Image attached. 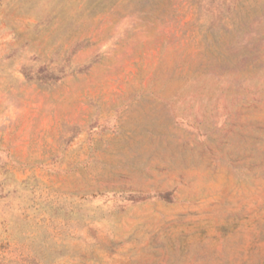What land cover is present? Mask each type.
Returning <instances> with one entry per match:
<instances>
[{
	"label": "rangeland",
	"instance_id": "374dc122",
	"mask_svg": "<svg viewBox=\"0 0 264 264\" xmlns=\"http://www.w3.org/2000/svg\"><path fill=\"white\" fill-rule=\"evenodd\" d=\"M0 264H264V0H0Z\"/></svg>",
	"mask_w": 264,
	"mask_h": 264
}]
</instances>
